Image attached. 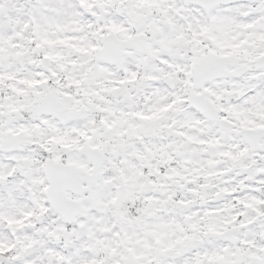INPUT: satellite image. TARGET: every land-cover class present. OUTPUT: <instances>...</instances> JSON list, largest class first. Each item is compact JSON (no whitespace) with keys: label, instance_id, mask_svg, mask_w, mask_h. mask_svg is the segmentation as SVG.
Wrapping results in <instances>:
<instances>
[{"label":"snow or ice","instance_id":"obj_1","mask_svg":"<svg viewBox=\"0 0 264 264\" xmlns=\"http://www.w3.org/2000/svg\"><path fill=\"white\" fill-rule=\"evenodd\" d=\"M0 264H264V0H0Z\"/></svg>","mask_w":264,"mask_h":264}]
</instances>
